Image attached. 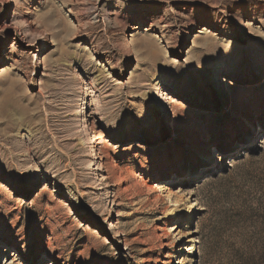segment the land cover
<instances>
[{
    "label": "rangeland",
    "instance_id": "1",
    "mask_svg": "<svg viewBox=\"0 0 264 264\" xmlns=\"http://www.w3.org/2000/svg\"><path fill=\"white\" fill-rule=\"evenodd\" d=\"M0 264H264V0H0Z\"/></svg>",
    "mask_w": 264,
    "mask_h": 264
},
{
    "label": "bare ground",
    "instance_id": "2",
    "mask_svg": "<svg viewBox=\"0 0 264 264\" xmlns=\"http://www.w3.org/2000/svg\"><path fill=\"white\" fill-rule=\"evenodd\" d=\"M221 13H223V12H221ZM219 84H221V83H220V80L218 79V76H217V78L215 77V85L217 86ZM248 112L251 113L250 111H248Z\"/></svg>",
    "mask_w": 264,
    "mask_h": 264
}]
</instances>
